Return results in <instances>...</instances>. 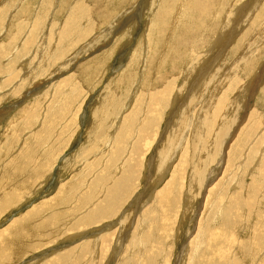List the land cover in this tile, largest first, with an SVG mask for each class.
<instances>
[{
	"label": "rangeland",
	"instance_id": "obj_1",
	"mask_svg": "<svg viewBox=\"0 0 264 264\" xmlns=\"http://www.w3.org/2000/svg\"><path fill=\"white\" fill-rule=\"evenodd\" d=\"M0 264H264V0H0Z\"/></svg>",
	"mask_w": 264,
	"mask_h": 264
},
{
	"label": "bare ground",
	"instance_id": "obj_2",
	"mask_svg": "<svg viewBox=\"0 0 264 264\" xmlns=\"http://www.w3.org/2000/svg\"><path fill=\"white\" fill-rule=\"evenodd\" d=\"M162 225V224H161ZM215 235V234H214ZM122 238V237H121ZM221 242V241H220ZM218 248V247H217Z\"/></svg>",
	"mask_w": 264,
	"mask_h": 264
}]
</instances>
